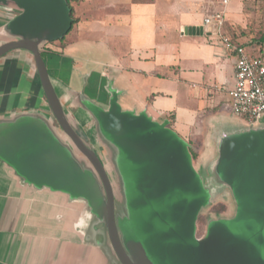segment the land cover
<instances>
[{
  "label": "water",
  "instance_id": "95a60500",
  "mask_svg": "<svg viewBox=\"0 0 264 264\" xmlns=\"http://www.w3.org/2000/svg\"><path fill=\"white\" fill-rule=\"evenodd\" d=\"M0 20V60L28 54L47 105L0 118V160L86 216L81 230L97 264H264L261 119L244 130L215 127L216 155L203 178L168 119L123 108L111 81L103 105L85 93L87 75L80 91L53 77L43 51L72 26L67 0H0ZM224 191L232 215L210 216L198 236L200 214Z\"/></svg>",
  "mask_w": 264,
  "mask_h": 264
},
{
  "label": "crops",
  "instance_id": "0c3cea01",
  "mask_svg": "<svg viewBox=\"0 0 264 264\" xmlns=\"http://www.w3.org/2000/svg\"><path fill=\"white\" fill-rule=\"evenodd\" d=\"M254 1L228 0L226 30L264 58V40L253 41ZM74 7L78 21L76 35L67 43L69 54L103 66L85 69L72 58L70 75L81 80L87 75L86 85L91 79L96 90L87 93L91 98L106 105L111 81L122 92L125 109L146 110L160 122L168 119L193 147L210 134L212 125H224L232 115L225 97L235 86V53L225 48L213 25L203 34L184 32V27L205 25L206 17L224 8L223 0H80ZM82 40L95 45L94 61L87 52L73 49ZM51 47L45 56L50 72V63L61 68L63 54ZM57 80L82 89L58 74ZM34 108L47 105L31 57L17 53L0 60V118ZM85 217L62 195L25 184L0 160V264H97L96 248L81 230Z\"/></svg>",
  "mask_w": 264,
  "mask_h": 264
},
{
  "label": "rangeland",
  "instance_id": "374dc122",
  "mask_svg": "<svg viewBox=\"0 0 264 264\" xmlns=\"http://www.w3.org/2000/svg\"><path fill=\"white\" fill-rule=\"evenodd\" d=\"M255 3L253 4V9H254V14L252 17V27L254 28L253 30L257 31L258 29H260L261 24L263 22L264 19V0H255ZM74 35H76L75 32V25L72 29H70L68 31V33L64 36V38L58 39V40H54L49 42V44H47L50 49L52 48L51 45L54 44V47L56 48H60L59 50L63 51L62 54V65L61 68L56 69V64H52L50 63V70L51 72L54 74L53 77H55V79H57V74L59 75V78L61 77L64 80H68L71 79L73 80L71 82V86L72 87H76V86H81V88L84 86L85 83V79L83 78V80H81L80 78H72V74L70 75V69L72 67V60H77L78 63H81L83 68H90V67H94L95 69L101 70L103 68L102 64H86L85 61L83 60V58L81 57H77L74 55H70L69 54V50L67 49V43L70 42V39L74 37ZM95 46L93 45L90 41H86V40H82L79 41V44L76 46L75 49L76 51H82V52H87L86 54L90 55L92 60L94 61L97 56L95 54V50L92 49V47ZM248 51L251 54H254L256 56H259V54L254 53L252 47L250 45L246 46ZM57 50V51H59ZM72 50V49H71ZM55 51V49H54ZM73 58V59H72ZM112 71L114 70L113 68L111 69ZM79 73V70H77ZM80 73H82L80 71ZM70 75V77H69ZM91 85L93 86V83H91V79L88 81V85L86 88V93H89L90 95H94L95 93V89L92 87L91 89ZM226 100H230L231 101V97L227 98L225 97ZM123 103V102H121ZM123 105V104H122ZM123 108H126L123 105ZM232 115H229L228 117H226V121L224 123V126L227 127V130H244L249 128V123L241 116L235 114L234 112L231 113ZM260 123L264 124V115L262 116ZM215 127L212 125L211 127V131L210 134L208 136H202L200 142L198 143L199 145H195L194 144V151L202 149L201 151H203L201 153V157L200 159L197 161H194V165L197 168L198 172L202 175L203 178H205L206 176L209 175L210 173V168L214 162V157L216 155L215 152V142H214V132H215ZM84 129L87 131L88 126L84 125ZM115 183L117 185H119V182L115 181ZM233 198L231 197V194L228 191H224L222 192L221 196H218L216 198H214L212 204L207 207L206 209L203 210V212L200 214L199 219L197 221V235L198 236H202L205 233L206 230V225H207V221L208 218L210 216H215V215H221V216H230L232 215L233 211H234V207H233Z\"/></svg>",
  "mask_w": 264,
  "mask_h": 264
},
{
  "label": "built area",
  "instance_id": "2783aa9c",
  "mask_svg": "<svg viewBox=\"0 0 264 264\" xmlns=\"http://www.w3.org/2000/svg\"><path fill=\"white\" fill-rule=\"evenodd\" d=\"M224 8L204 19L213 25L225 48L236 55L235 86L230 91L232 111L249 123L259 121L264 115V58L251 54L240 39L226 30Z\"/></svg>",
  "mask_w": 264,
  "mask_h": 264
},
{
  "label": "trees",
  "instance_id": "16d2710c",
  "mask_svg": "<svg viewBox=\"0 0 264 264\" xmlns=\"http://www.w3.org/2000/svg\"><path fill=\"white\" fill-rule=\"evenodd\" d=\"M68 1V4L70 6V9H71V16H72V26L70 29H72L74 27V25L77 23L78 21V18L75 16V7H74V2H79L80 0H67ZM254 31V30H253ZM255 36H254V39L253 41L254 42H257V43H261L263 40H264V19H263V22L261 24V27L260 29H258L256 32H255ZM64 38V37H63ZM43 54L44 56H46L47 52L44 50L43 51ZM261 56V55H259ZM190 151L192 153V156L194 158L197 157V151H194V148L193 146L190 145Z\"/></svg>",
  "mask_w": 264,
  "mask_h": 264
},
{
  "label": "flooded vegetation",
  "instance_id": "af4514ba",
  "mask_svg": "<svg viewBox=\"0 0 264 264\" xmlns=\"http://www.w3.org/2000/svg\"><path fill=\"white\" fill-rule=\"evenodd\" d=\"M44 50H45L47 53L51 52V50L47 47V45L44 47Z\"/></svg>",
  "mask_w": 264,
  "mask_h": 264
}]
</instances>
